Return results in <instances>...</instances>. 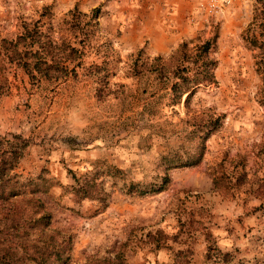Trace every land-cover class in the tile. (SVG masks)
Instances as JSON below:
<instances>
[{"label": "rangeland", "instance_id": "1", "mask_svg": "<svg viewBox=\"0 0 264 264\" xmlns=\"http://www.w3.org/2000/svg\"><path fill=\"white\" fill-rule=\"evenodd\" d=\"M95 8L77 76H30L38 38L19 36L80 47ZM260 10V0H0V138L28 141L16 172L38 182L40 206L19 203L24 217L49 214L23 237L63 240V264H264V74L249 41L264 38ZM205 41L213 82L174 97V54ZM4 222L0 236H17Z\"/></svg>", "mask_w": 264, "mask_h": 264}, {"label": "trees", "instance_id": "2", "mask_svg": "<svg viewBox=\"0 0 264 264\" xmlns=\"http://www.w3.org/2000/svg\"><path fill=\"white\" fill-rule=\"evenodd\" d=\"M260 2V36L264 37V0H260ZM98 13V8L93 9L89 15L90 21L84 22V28L79 29L80 34L82 32L84 38H74L80 47L71 45V38H69V41H66V38H59V45H56L55 41L47 36H45L47 39L41 41V32L39 34L36 31L32 34L26 29L19 38H38L37 40H31L32 47L35 48L32 50L30 62L24 64L26 65L25 69L27 73L32 76L31 70H34L39 75L41 74L50 79L52 76L49 74V71L54 69L56 72L54 78L64 80L69 76L76 77V68L79 67L81 62L75 61L77 58L83 56L88 40L85 37L90 33L91 26L95 25L91 24V19H94ZM68 15H70L69 22L75 23L74 25L79 27L81 24V14L73 9L68 11ZM249 41L252 46L258 49L260 59L257 63L264 74V38H250ZM56 46L60 47L61 52V57L58 59L53 56L51 51V48H55ZM210 47L211 43L209 41L203 42L192 50L187 48L185 43L179 46L178 52L174 54V58L181 61L177 62L176 67L172 71L176 79L171 85L174 97L180 98L183 94H187L185 101H188L200 85L205 86L213 82L212 68L215 65V61L208 55ZM160 59V56L154 57L151 66L156 65L157 67L159 64H153ZM49 60L51 62H48ZM27 148L28 141L20 135L13 134L11 138H0V215L5 219L4 228L20 231L17 236H14L16 238L10 235L12 232H6L8 235L2 233L4 236H0V264H28V261H32L35 264H63L68 259V256H64L66 246L63 240L55 242L46 237V240L43 241L44 246L40 247V244H38L40 239L23 237L28 236L27 229L38 228L40 234V223H42L41 231L49 223V214H40L35 219H32L30 216L24 217V212L19 206V203H30L40 206L39 199L33 196L37 191L38 182L35 179H26L23 182L20 180L21 175L16 172L18 164ZM196 161L197 159L190 163H195ZM37 178L40 179V176ZM167 182L168 178L165 176L163 184L156 189L161 190ZM79 192L83 196L90 195L88 189L84 186L80 187ZM48 237L52 238V236ZM49 246L53 248L52 251H50ZM19 249H21V253L18 252ZM29 249L32 251L31 254L29 253ZM40 249L42 250L40 251ZM119 263L123 264L120 260Z\"/></svg>", "mask_w": 264, "mask_h": 264}]
</instances>
